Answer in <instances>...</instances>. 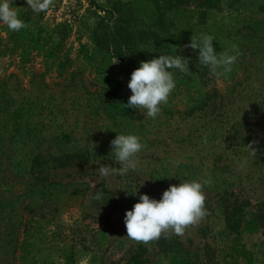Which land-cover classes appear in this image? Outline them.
Instances as JSON below:
<instances>
[{"label": "rangeland", "instance_id": "1", "mask_svg": "<svg viewBox=\"0 0 264 264\" xmlns=\"http://www.w3.org/2000/svg\"><path fill=\"white\" fill-rule=\"evenodd\" d=\"M119 1L130 0H54L36 14L26 0H13L28 27L0 54V119L19 107L32 127L0 142V264H23V243L29 264H131L126 258L137 245L146 248L145 264H264V227L241 221L236 234L246 255L233 260L223 221L227 207L239 206L244 218L264 207V40L244 41L230 81L195 74V85L217 94L201 109L189 111L195 86L176 85L157 117L144 110L140 120L128 119L115 112L132 94L128 81L149 60L146 52L112 58L105 75L87 64L93 25ZM219 6L225 10L227 0ZM176 54L185 58L184 48L169 50ZM110 78L121 82L119 97L107 102L98 94ZM118 133L144 145L137 168L101 177L100 164L120 167L110 144ZM64 153H85L88 161L54 166L52 157ZM192 180L203 184V220L147 245L126 236L124 216L139 194L159 200L169 185Z\"/></svg>", "mask_w": 264, "mask_h": 264}, {"label": "trees", "instance_id": "2", "mask_svg": "<svg viewBox=\"0 0 264 264\" xmlns=\"http://www.w3.org/2000/svg\"><path fill=\"white\" fill-rule=\"evenodd\" d=\"M220 0H193V8L187 6L189 0H130L128 2H114L108 15L100 17L93 25L90 32L91 49L87 56V64L95 75H105L112 58L124 59L129 52L142 49L147 58L153 59L159 55H168L173 47L184 48L185 58L189 61V73H181L175 77L177 86L185 85L188 89L195 86L197 102L189 108V111L201 109L207 100L216 97V91H202L200 83L196 84V76L208 72V69L199 64L198 52L191 47V37H199L201 34L212 35L214 49L223 51L231 44L238 45L240 53L243 50L244 41L253 39L256 42L264 40V0H227L225 10H220ZM218 13H216V10ZM19 13V11H18ZM23 15V14H22ZM20 14V19H25ZM0 54L6 50V42L14 37L15 32L9 31L7 26L0 24ZM240 63L237 59L232 71L220 78L230 81L234 78ZM120 79L110 78L105 87L100 88L98 94L103 101L111 102L119 97L118 90ZM120 104L115 114L128 119L140 120L144 110L133 109ZM0 109V114H1ZM0 119V142L11 137L15 132L24 129L29 131L31 124L27 121L26 112L17 107L3 112ZM65 140L69 134H63ZM37 160V157L33 158ZM54 166L62 167L72 164H85L88 155L85 153H64L53 156ZM239 206L227 207L223 212L224 228L232 235L227 246L228 255L233 260L243 257L246 252L238 242V229L241 221L250 228L264 227V207L250 212L248 218L241 214ZM244 218V219H243ZM146 248L137 245L131 252L127 263L145 264ZM67 259V256H64ZM18 261L29 264L28 252L25 244L17 256Z\"/></svg>", "mask_w": 264, "mask_h": 264}, {"label": "clouds", "instance_id": "3", "mask_svg": "<svg viewBox=\"0 0 264 264\" xmlns=\"http://www.w3.org/2000/svg\"><path fill=\"white\" fill-rule=\"evenodd\" d=\"M53 3L54 0H26L27 7L36 14L46 12ZM0 23L13 32L28 27L19 18L17 9L13 7V0H0ZM214 40L215 38L209 34H201L199 37L193 35L190 44L185 47L198 49L199 64L208 69L210 76L220 78L232 71L241 53L236 44H231L229 48L217 52L213 46ZM117 62L116 59L112 64ZM170 69H177L187 74L189 61L177 54L159 55L150 60L140 61V66L132 71L128 81V88L132 94L126 106L145 110L148 117H157L161 112V105L168 103L169 96L176 86ZM110 144L111 156L120 167L100 164L97 168L100 176L124 175L129 170L135 171L138 165L137 154L144 147L139 137L135 134L118 133ZM248 148L252 150V155H256L251 145H248ZM101 198L100 193L94 197L96 200ZM205 199L203 184L196 180L169 185L159 200L141 193L132 209L126 210L124 216L126 236L145 245L169 232L182 236L186 229L198 224L209 214L205 207Z\"/></svg>", "mask_w": 264, "mask_h": 264}]
</instances>
